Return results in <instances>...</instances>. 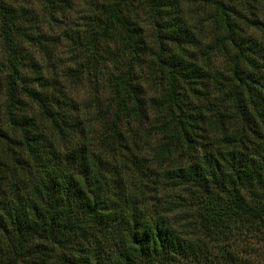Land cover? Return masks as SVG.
<instances>
[{"label":"trees","instance_id":"trees-1","mask_svg":"<svg viewBox=\"0 0 264 264\" xmlns=\"http://www.w3.org/2000/svg\"><path fill=\"white\" fill-rule=\"evenodd\" d=\"M257 3L98 2L85 23L90 67L101 58L114 71L94 117L58 87L21 79L18 25L0 0L11 68L0 101V264H249L227 241L237 225H264Z\"/></svg>","mask_w":264,"mask_h":264},{"label":"rangeland","instance_id":"rangeland-1","mask_svg":"<svg viewBox=\"0 0 264 264\" xmlns=\"http://www.w3.org/2000/svg\"><path fill=\"white\" fill-rule=\"evenodd\" d=\"M1 1L14 10L15 24L18 25L10 34L14 37L16 68L21 79L47 92H53V88L58 87L74 100L80 114L90 110L96 117L95 98L101 101L110 96L108 74L114 71L109 60L102 62L101 58L100 62L90 67L91 46L86 43L85 23L89 21V12L92 15L101 0H91L92 4L95 2L94 5L87 4L88 0ZM182 1L185 4L190 0ZM253 1L259 0H249ZM255 7L257 15L263 18L264 5L257 3ZM184 9L188 10L187 7ZM141 25L144 30H148L149 24L145 21ZM203 26L206 28V23ZM249 32L260 39L258 30L251 28ZM201 43L208 44V40L202 39ZM110 46L113 50V44ZM97 55L104 57L106 54L99 50ZM7 56L0 31V101L5 98L4 78L11 71ZM218 61L214 64H219L216 63ZM76 68L81 69L80 73ZM135 73L136 81L144 85L145 95H151V88L145 85L150 84L146 67L141 66ZM74 74L81 75V78ZM173 219H177V216ZM235 227L227 241L230 250L249 264H264V225L259 228Z\"/></svg>","mask_w":264,"mask_h":264}]
</instances>
